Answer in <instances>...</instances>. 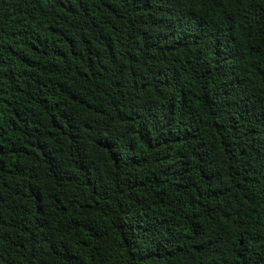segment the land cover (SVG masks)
<instances>
[{
    "label": "trees",
    "instance_id": "obj_1",
    "mask_svg": "<svg viewBox=\"0 0 264 264\" xmlns=\"http://www.w3.org/2000/svg\"><path fill=\"white\" fill-rule=\"evenodd\" d=\"M0 264H264V0H0Z\"/></svg>",
    "mask_w": 264,
    "mask_h": 264
}]
</instances>
